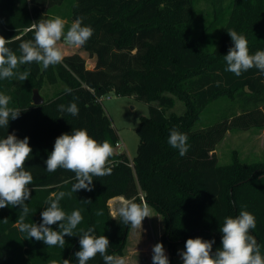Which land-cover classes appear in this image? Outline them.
<instances>
[{
    "label": "trees",
    "instance_id": "1",
    "mask_svg": "<svg viewBox=\"0 0 264 264\" xmlns=\"http://www.w3.org/2000/svg\"><path fill=\"white\" fill-rule=\"evenodd\" d=\"M64 1L0 0V36L10 40L7 46L19 55L20 43L34 39L33 23L54 18L51 7ZM211 2L215 23L224 29L207 53L201 39L185 25L192 18L191 0H76L70 16L72 21L82 17L83 24L94 30L81 46L96 59L94 68L75 52L46 70L35 62L22 65L20 71L30 69L24 82L0 80V93L11 97L9 106L21 110L7 129L0 128V138L11 133L19 139L28 137L33 149L25 165L33 176L25 223L40 224L45 202L54 193L70 192L76 182L71 171L46 170L45 161L58 136L86 129L98 142L107 140L115 149L119 134L99 98L115 92L149 103V115L142 116L136 129L140 143L133 162L125 152L115 150L110 175L93 177L92 191L78 190L60 201L65 212L78 209L83 216L74 236L64 237L63 248L26 239L16 223L22 214L19 206L0 209V264H63L64 259L78 264L80 230L89 227L94 235L108 237V254L123 255L131 226L119 216L113 219L109 200L116 196L136 203L143 198L163 215L162 241L173 250L199 237L214 240L215 253L222 247L219 228L224 219L247 210L256 218L250 234L264 256V160L248 163L235 157L222 165L215 154L228 130L264 128V74L253 68L237 77L225 70L224 59L234 46L228 30L247 38L250 54L264 50V0H231L228 7L225 0ZM46 78L51 83L64 81L71 94L64 89L34 104L33 91ZM222 96L230 101L225 113L196 129L203 111ZM177 99L186 106L181 114L169 112ZM71 102L79 108L76 116L58 108ZM173 128L188 137L184 156L168 143ZM101 209L104 214L96 215ZM51 227L59 231L58 223ZM88 264L104 262L97 255Z\"/></svg>",
    "mask_w": 264,
    "mask_h": 264
},
{
    "label": "clouds",
    "instance_id": "2",
    "mask_svg": "<svg viewBox=\"0 0 264 264\" xmlns=\"http://www.w3.org/2000/svg\"><path fill=\"white\" fill-rule=\"evenodd\" d=\"M34 39L23 41L19 45L20 54L17 55L7 44L10 40L0 36V80L15 78L20 82L28 80L30 69L20 71L22 65L33 62L42 65L43 69L61 64L64 54L59 46L61 42L69 46L81 47L92 37L94 30L83 24V18H77L66 29V21L57 16L52 19H41L33 23ZM233 47L228 50L224 59L227 63L226 71L239 77L243 73L255 68L264 74V50H257L250 54L248 40L235 30H228ZM71 94V89H65ZM11 97L0 93V128L7 129L10 120L19 118L21 110L10 107ZM59 110L76 116L79 108L75 102L65 106H58ZM168 143L177 149L181 156L189 149L188 137L175 128L170 131ZM33 149L29 145V138H17L15 133L0 138V209L19 206L22 211L17 220L18 229L26 234V239L42 241L49 247H64L65 236H74V230L83 221L80 210L65 212L60 201L71 197L78 190H93V177H103L112 172L111 157L115 149L107 140L98 142L91 137L86 129H73L71 134L64 133L55 140L53 150L45 161L46 170L55 172L64 169L75 174V183L70 192L59 191L54 198L47 200L45 209L41 212L42 222L25 223V217L30 209L26 201L31 198L29 185L33 176L26 169V162L30 159ZM82 202H91L85 200ZM103 210L96 215L102 216ZM113 219L119 216L123 224L133 229L142 228L145 218H151L152 209L146 200L140 203L130 199H121L119 207L112 213ZM7 222V220H4ZM59 225V231L53 230L52 225ZM256 228L255 216L247 210H241L235 218L229 216L224 219L219 231L222 233V247L213 253L214 240L189 238L185 248L178 253L183 264H264V256L256 238L250 231ZM79 235L80 250L75 253L78 264H88L97 255L102 257L104 264H127V258L108 254L110 241L105 235H94V228L81 229ZM152 264H170L165 254L164 245L156 243L152 248ZM52 264H57L52 261ZM63 264H71L64 259Z\"/></svg>",
    "mask_w": 264,
    "mask_h": 264
},
{
    "label": "rangeland",
    "instance_id": "3",
    "mask_svg": "<svg viewBox=\"0 0 264 264\" xmlns=\"http://www.w3.org/2000/svg\"><path fill=\"white\" fill-rule=\"evenodd\" d=\"M192 18L185 22L190 33L201 39L202 46L207 53L213 51L215 44L224 29V25L217 26L215 23L216 15L214 5L211 0H191ZM76 0H65L62 4L51 7L52 17H61L66 21V29L73 22L71 19L72 6ZM231 0H225L228 7ZM64 56L66 51L80 53L86 60L88 68H94L96 59L91 57L88 52L81 47L69 46L60 43ZM66 52V53H65ZM69 54V53H68ZM64 81L59 80L51 83L46 78L39 91L45 100L52 99L55 95L66 89ZM102 105L107 114L112 119V123L119 134V144L115 147L118 152H125L131 162H133L140 143L137 133L142 116L149 115V103L135 97L134 95H118L115 92L108 94ZM226 96L218 98L211 103L202 113L201 119L196 123L195 128H200L213 123L218 117L225 113V106H228ZM186 110L185 103L177 99L175 106L169 112L183 113ZM215 154L220 164H228L235 157L243 162H256L264 160V128L252 127L241 130L233 128L227 131L225 137L215 148ZM120 205L119 201L111 204V213ZM150 206V205H149ZM151 218H145L142 228H130L123 257L127 258V264H152V248L160 242L164 245L165 254L168 256L170 264H183L178 253L185 248V243H179L173 250L162 241L166 230V222L163 215L157 212L152 206ZM118 217V216H117Z\"/></svg>",
    "mask_w": 264,
    "mask_h": 264
},
{
    "label": "water",
    "instance_id": "4",
    "mask_svg": "<svg viewBox=\"0 0 264 264\" xmlns=\"http://www.w3.org/2000/svg\"><path fill=\"white\" fill-rule=\"evenodd\" d=\"M45 99L41 95L38 88H35L33 91V103L36 105L44 103Z\"/></svg>",
    "mask_w": 264,
    "mask_h": 264
},
{
    "label": "crops",
    "instance_id": "5",
    "mask_svg": "<svg viewBox=\"0 0 264 264\" xmlns=\"http://www.w3.org/2000/svg\"><path fill=\"white\" fill-rule=\"evenodd\" d=\"M59 46H60L61 49H62V45L60 44ZM66 52H67V53H66ZM66 52H65L66 54H68V53H69V54L73 53V52H70V51H66ZM122 198H123V199H126V198L123 197V196H116V197L111 198V199L109 200L110 209H112V208H111V204H112L113 201H119V202L121 203V199H122Z\"/></svg>",
    "mask_w": 264,
    "mask_h": 264
},
{
    "label": "built area",
    "instance_id": "6",
    "mask_svg": "<svg viewBox=\"0 0 264 264\" xmlns=\"http://www.w3.org/2000/svg\"><path fill=\"white\" fill-rule=\"evenodd\" d=\"M105 97L110 98V96L108 94H106V95L102 96L101 98H99V101L103 102Z\"/></svg>",
    "mask_w": 264,
    "mask_h": 264
}]
</instances>
